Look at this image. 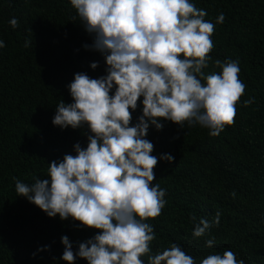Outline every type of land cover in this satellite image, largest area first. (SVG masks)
Returning <instances> with one entry per match:
<instances>
[{
    "label": "trees",
    "instance_id": "1",
    "mask_svg": "<svg viewBox=\"0 0 264 264\" xmlns=\"http://www.w3.org/2000/svg\"><path fill=\"white\" fill-rule=\"evenodd\" d=\"M190 2L206 10L205 20L215 24L211 60L203 71L220 73L217 59L239 61L246 89L236 105L234 125L218 137L187 122L183 129L163 120L162 130L150 125L146 139L158 157L153 185L166 190L167 201L158 218L146 221L156 235L150 247L156 254L175 243L196 264L229 250L244 264H264V0ZM221 12L225 21L216 24ZM11 18L19 21L15 29ZM0 40L5 43L0 48V264H67L61 259V237L67 236L76 252L98 230L71 218L48 217L17 194L13 178L26 184L48 179L53 160L75 155L76 143L87 147V125L62 129L52 120L61 100L73 102L68 85L74 74L93 79L106 75L105 58L83 47L93 43V36L70 0H0ZM93 62H98L95 69ZM253 97L245 107L243 102ZM142 99L130 126L142 115ZM162 154L175 159L169 164L159 160ZM216 211L222 213L219 226L193 238L191 216L197 223L201 218L212 221ZM212 237L214 245L206 247ZM142 259L147 264V257ZM75 264L88 262L77 257Z\"/></svg>",
    "mask_w": 264,
    "mask_h": 264
},
{
    "label": "clouds",
    "instance_id": "2",
    "mask_svg": "<svg viewBox=\"0 0 264 264\" xmlns=\"http://www.w3.org/2000/svg\"><path fill=\"white\" fill-rule=\"evenodd\" d=\"M70 4L93 36V43L83 47L104 56L107 74L96 79L74 74L68 85L73 102L61 100L52 123L62 129L87 125L91 135L86 148L76 143L75 155L49 164L48 179L26 184L13 178L15 190L50 218H71L98 230L79 243L76 252L69 238L61 237V259L67 264H75L77 257L88 264H145L143 257L147 264H196L175 243L152 254L156 235L146 221L158 218L167 201L166 190L153 185L158 157L152 155L154 145L146 137L150 125L163 129L162 120L182 129L185 122L198 124L208 128L211 137L233 126L236 105L246 89L239 78V61L217 59L214 63L222 71L205 74L215 24L206 21V10L190 0H70ZM224 21L221 12L216 24ZM9 24L15 29L19 21L11 18ZM24 46L29 47L28 41ZM90 66L95 69L98 62ZM141 97L142 115L130 126ZM254 100H245L244 106ZM174 159L170 154L159 157L169 164ZM221 215L216 211L212 221L201 218L197 223L193 214V238L219 226ZM214 243L212 237L205 246ZM200 264H244V260L229 250L210 254Z\"/></svg>",
    "mask_w": 264,
    "mask_h": 264
}]
</instances>
